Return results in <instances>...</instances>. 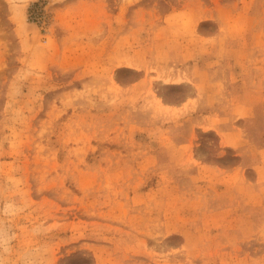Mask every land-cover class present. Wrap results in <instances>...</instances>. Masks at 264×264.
I'll use <instances>...</instances> for the list:
<instances>
[{
	"label": "rangeland",
	"instance_id": "1",
	"mask_svg": "<svg viewBox=\"0 0 264 264\" xmlns=\"http://www.w3.org/2000/svg\"><path fill=\"white\" fill-rule=\"evenodd\" d=\"M0 264H264V0H0Z\"/></svg>",
	"mask_w": 264,
	"mask_h": 264
}]
</instances>
